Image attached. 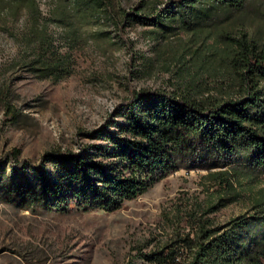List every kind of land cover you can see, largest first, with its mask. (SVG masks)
Masks as SVG:
<instances>
[{"label":"rangeland","instance_id":"1","mask_svg":"<svg viewBox=\"0 0 264 264\" xmlns=\"http://www.w3.org/2000/svg\"><path fill=\"white\" fill-rule=\"evenodd\" d=\"M139 1L111 0L96 20H75L69 43L62 40L65 27L51 26L60 51L72 62L71 74L60 81L41 78L24 63L27 14L0 17V157L15 151L16 160L37 165L57 149L94 155L90 146L104 141L93 133L129 90L225 97L231 87L216 53L225 45L220 31L244 32L264 42V0L254 10L222 17L196 32L166 34L135 23L120 29V10ZM37 2L47 17L48 1ZM7 107L15 112L13 120H7ZM46 167L52 171L51 163ZM16 182L10 164L0 167V264H187L188 244L200 226H220L249 211L264 188L255 183L236 201L206 213L216 201L218 181L206 170L179 169L119 209L57 212L25 200Z\"/></svg>","mask_w":264,"mask_h":264},{"label":"trees","instance_id":"2","mask_svg":"<svg viewBox=\"0 0 264 264\" xmlns=\"http://www.w3.org/2000/svg\"><path fill=\"white\" fill-rule=\"evenodd\" d=\"M46 1L50 10L43 17L37 0H0V17L27 14L21 36L24 63L37 76L60 81L71 74L72 62L60 51L51 26L65 27L62 40L72 42L75 20H96L111 0ZM261 1L140 0L121 9L116 24L120 29L129 23L151 26L166 34L196 32L222 17L254 10ZM220 36L225 45L216 53L231 87L225 97L129 90L114 115L93 133L104 141L90 146L94 155L85 149H57L45 153L37 165L16 160L15 151L0 157V167L11 166L18 194L51 211H113L174 171L202 169L219 185L216 201L206 211L211 213L236 201L253 184H264V42L244 32L231 36L224 29ZM6 110L7 120H13V109ZM188 245L187 264H263L264 188L249 211L220 226H200Z\"/></svg>","mask_w":264,"mask_h":264}]
</instances>
